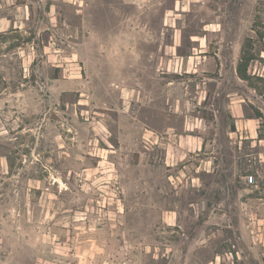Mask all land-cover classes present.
<instances>
[{"label":"rangeland","instance_id":"obj_1","mask_svg":"<svg viewBox=\"0 0 264 264\" xmlns=\"http://www.w3.org/2000/svg\"><path fill=\"white\" fill-rule=\"evenodd\" d=\"M0 264H264V0H0Z\"/></svg>","mask_w":264,"mask_h":264},{"label":"crops","instance_id":"obj_2","mask_svg":"<svg viewBox=\"0 0 264 264\" xmlns=\"http://www.w3.org/2000/svg\"><path fill=\"white\" fill-rule=\"evenodd\" d=\"M167 17V13H164V19ZM167 25L166 22H163V25ZM161 28L159 33L157 32V29L155 32L152 33L153 39L155 41V48L153 50V57H151V66L154 68L152 76L154 77V83L155 87H158V85L162 88L161 90V96L163 99H165V109L169 111L170 109H174V111L177 113H182L185 110V102H187L184 98H187L184 94V89L181 86L182 79H185V77H196L197 78V86L200 84L199 81V75H196V69H200L201 66L197 62L193 64L194 72L190 73H183L179 68L182 69V65L184 67V64L190 65L189 60H185V56L183 53H181L178 49V45H176L173 41L171 43H168L166 40L167 35L163 34V39H160L158 41L159 36L162 35L164 32ZM161 38V37H160ZM193 41H196L193 39ZM202 46V45H200ZM196 49L199 50V47H196ZM160 54V57H159ZM198 73V72H197ZM198 90V88H197ZM199 92V90H198ZM206 93V92H205ZM207 95V94H206ZM206 95L201 96L203 101L206 100ZM156 97H158V94L156 92ZM256 118H259L256 116ZM260 117L259 119H261ZM168 129H172L171 127H167Z\"/></svg>","mask_w":264,"mask_h":264},{"label":"trees","instance_id":"obj_3","mask_svg":"<svg viewBox=\"0 0 264 264\" xmlns=\"http://www.w3.org/2000/svg\"><path fill=\"white\" fill-rule=\"evenodd\" d=\"M251 51H252V44H250V39H249L247 42H245L242 56L237 65L238 76L245 80L249 79L248 67L250 62L253 60V54H251ZM257 117L260 118L263 117V115L259 114Z\"/></svg>","mask_w":264,"mask_h":264},{"label":"built area","instance_id":"obj_4","mask_svg":"<svg viewBox=\"0 0 264 264\" xmlns=\"http://www.w3.org/2000/svg\"><path fill=\"white\" fill-rule=\"evenodd\" d=\"M254 179H255V177H254V175L253 174H250V175H248L247 176V181L249 182V183H254Z\"/></svg>","mask_w":264,"mask_h":264}]
</instances>
